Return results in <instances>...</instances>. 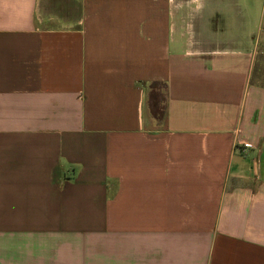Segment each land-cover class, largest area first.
Instances as JSON below:
<instances>
[{
    "label": "crops",
    "instance_id": "1",
    "mask_svg": "<svg viewBox=\"0 0 264 264\" xmlns=\"http://www.w3.org/2000/svg\"><path fill=\"white\" fill-rule=\"evenodd\" d=\"M251 1L0 0V264H264Z\"/></svg>",
    "mask_w": 264,
    "mask_h": 264
},
{
    "label": "rangeland",
    "instance_id": "2",
    "mask_svg": "<svg viewBox=\"0 0 264 264\" xmlns=\"http://www.w3.org/2000/svg\"><path fill=\"white\" fill-rule=\"evenodd\" d=\"M234 1L237 2V3L240 2V1L243 2V3L240 4L241 6H239L238 8H233L232 7L231 10H230L231 11V16H232L231 25L238 28V27L241 26V23H240L241 20H239V18H238L239 17L238 13H239L240 9L241 10L244 9V0H240V1L239 0H234ZM261 1H262V4H261L260 1H256V2L255 1H253V2L251 1V3L249 2L250 6H251V15L253 16L252 17L253 21H254V18H256L257 21H258L259 18L261 17V14L264 15V0H261ZM193 6L196 7L195 4H193ZM207 11L208 10H207L206 6H204L202 8L200 7V10H197V12H199V14L202 15V16L206 15ZM262 17L264 19V16H262ZM194 24L197 25V26L202 27V26H207V25H213L215 23H214V19H212V18L200 17V18H197L195 20ZM262 38H264V35L262 36Z\"/></svg>",
    "mask_w": 264,
    "mask_h": 264
},
{
    "label": "built area",
    "instance_id": "3",
    "mask_svg": "<svg viewBox=\"0 0 264 264\" xmlns=\"http://www.w3.org/2000/svg\"><path fill=\"white\" fill-rule=\"evenodd\" d=\"M244 146H245V148H249V147H250V145H249V144H245Z\"/></svg>",
    "mask_w": 264,
    "mask_h": 264
}]
</instances>
